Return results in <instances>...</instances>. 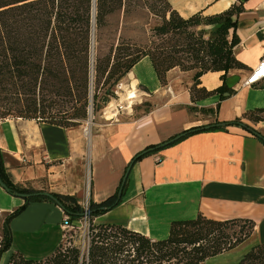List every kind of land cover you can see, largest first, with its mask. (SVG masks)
<instances>
[{
  "label": "crops",
  "instance_id": "obj_1",
  "mask_svg": "<svg viewBox=\"0 0 264 264\" xmlns=\"http://www.w3.org/2000/svg\"><path fill=\"white\" fill-rule=\"evenodd\" d=\"M240 2L243 11L237 16L239 43L234 55L245 69L228 72L225 85L231 95L192 102V72L171 70L162 86L149 59L143 58L125 77L129 80L132 75L130 80L141 90V102L149 106L141 114L96 124L85 135L80 128L33 120L0 122V155L11 183L72 197L80 206L86 201L99 204L118 191L136 154L191 128L238 119L264 138V81L242 86L264 53V0H169L183 18L199 11L218 14ZM219 77V73L203 75L197 89L213 91L222 84ZM250 115L261 120L254 122ZM120 201L93 218V225L121 226L161 240L173 221L198 215L215 221L247 219L254 223L247 239L253 241L251 247L264 244V145L251 132L235 126L188 136L133 164ZM22 204L23 199L0 188V234L4 217ZM63 216L55 204L31 202L9 224L11 245L1 264H7L12 253L30 261L52 255L63 241ZM233 251L207 262L225 264L227 258L230 264Z\"/></svg>",
  "mask_w": 264,
  "mask_h": 264
},
{
  "label": "trees",
  "instance_id": "obj_2",
  "mask_svg": "<svg viewBox=\"0 0 264 264\" xmlns=\"http://www.w3.org/2000/svg\"><path fill=\"white\" fill-rule=\"evenodd\" d=\"M126 3L147 9L160 21L150 29L144 44L122 40L109 55L95 60L94 87L105 90L104 104L114 97L115 87L143 58L149 59L162 86L166 85V75L171 70L192 72V102L214 95L223 100L224 94H232L225 85L228 72L245 69L234 55L239 43L235 31L237 16L243 11L242 2L218 14L204 15L199 11L183 18L171 8L169 0H96L95 27L101 28L105 17ZM91 21L92 0H0V122L19 118L68 129L86 119L91 83ZM207 73L220 74L222 84L213 91L197 89L199 79ZM92 99L95 106L98 100L95 91ZM249 119L261 120L251 115ZM228 126L251 132L238 119L208 128H191L179 134L182 136L176 142L161 147L173 137L146 147L131 161L144 151L152 150L140 155L133 164L188 136L224 132ZM259 140L264 145V139ZM0 180L9 195L47 193L13 185L4 171L1 155ZM49 194L71 224L82 217V206L74 198ZM37 201L55 204L44 196L32 197L4 217L0 259L11 245V220ZM120 203L117 192L99 204L88 203L90 223L84 249L71 246L63 251L60 245L40 261L25 260L12 253L7 264H205L236 249L254 229V223L247 219L215 221L198 215L191 220L173 221L166 238L152 240L121 226L93 225V218ZM238 264H264V244L251 247Z\"/></svg>",
  "mask_w": 264,
  "mask_h": 264
},
{
  "label": "rangeland",
  "instance_id": "obj_3",
  "mask_svg": "<svg viewBox=\"0 0 264 264\" xmlns=\"http://www.w3.org/2000/svg\"><path fill=\"white\" fill-rule=\"evenodd\" d=\"M159 21L160 19L158 17L153 16L150 12H148L147 9L138 7L136 4L126 3L121 9H117L114 13L107 15L105 17L103 26L98 29L95 27L94 29L93 65L96 59H101L109 55L111 50L114 49L116 45L122 40L129 41L134 44H144L147 41L148 37L150 36V29L155 24L159 23ZM91 75H92V79L89 86V100L90 97H93L94 91L98 95V100L95 106L93 104V99L92 101L90 100L88 102L86 119L80 121V124L78 126L72 127V128H80L82 130L83 135H85L86 130L91 131L92 129H94L96 124L108 123L104 119V117L111 115L110 113L103 116L105 114L104 109L106 107V104L103 103L102 99L107 98V96H104L105 90L103 88L99 89L100 86H98L99 88L95 89L94 73L93 72L91 73V68H90V77ZM130 84L131 86L135 87L139 92L141 91L138 86H135V83H133L132 80L130 79L128 80L124 78L115 87L114 97L110 98L108 103H111L113 101L115 102L119 101L124 103L125 93L122 87L125 85L129 86ZM89 106H90V116L88 114ZM148 109L149 106H147V104H144L143 102H139L132 107V112L128 113V116L141 114L142 112L147 111ZM122 116L123 117L127 116V112H122L116 115L118 120ZM71 236H72L71 246H80V244L82 243L81 234L76 233ZM241 245H239L234 250H237ZM248 250H246L245 252H247ZM228 262L229 260L226 258V260L223 263L228 264ZM214 264H222V263L221 261L220 262L217 261Z\"/></svg>",
  "mask_w": 264,
  "mask_h": 264
},
{
  "label": "built area",
  "instance_id": "obj_4",
  "mask_svg": "<svg viewBox=\"0 0 264 264\" xmlns=\"http://www.w3.org/2000/svg\"><path fill=\"white\" fill-rule=\"evenodd\" d=\"M264 81V53L263 55L259 58L258 64L256 68L252 69V71L249 73L248 77L243 81L242 86L243 87H252L254 85L259 84L260 82ZM129 90L132 91L134 89V92L136 95H138L137 98H129V96L125 93V98L126 100L124 103L122 102H111V103H106V107L104 109L105 115L108 112L107 109H110V117L107 119V117H104L106 121L110 120H116L117 117L116 115L122 112H127L128 114V109L132 112V107L141 102V92H139L135 87L132 88L131 84L128 86ZM130 113V112H129ZM114 114V116H113ZM88 201L83 203L82 209H83V215L82 217L75 223L69 222L68 218L66 216H63L61 226L64 231V237L63 241L61 243L62 245V250L65 251L66 249H69L71 247V238L73 234L80 233L82 236V243L80 244L81 248H85V235L88 232L89 228V223H90V218L88 215Z\"/></svg>",
  "mask_w": 264,
  "mask_h": 264
},
{
  "label": "water",
  "instance_id": "obj_5",
  "mask_svg": "<svg viewBox=\"0 0 264 264\" xmlns=\"http://www.w3.org/2000/svg\"><path fill=\"white\" fill-rule=\"evenodd\" d=\"M95 2L96 0H92V21H91V34H90V67H91V73H92V69H93V37H94V29H95ZM92 79V75L90 77ZM224 96H228V94H224ZM90 100H92V97H90ZM91 106V105H90ZM90 106H89V116H90ZM208 128V127H206ZM251 133L253 135H255L256 137L258 138H263L261 137L258 133H256L255 131L253 130H250ZM182 135H178L176 137H174L173 139H171L170 141L164 143L161 145V147H164L170 143H173L175 142L176 140H178L179 138H181ZM264 139V138H263ZM149 151H152V150H148V151H144L142 152L140 155H143V154H146L147 152ZM136 156L129 164L128 166L126 167L125 171H124V174H123V177L121 179V182H120V186H119V189L117 191V199L119 200L121 198V194H122V190H123V187L127 181V178H128V175H129V172L132 168V165L134 163V161L140 156ZM0 188L3 189L7 194H9V190L5 187V185L1 182L0 180ZM12 196L14 197H18V198H21L23 200H27L29 198H32V197H36V196H44L46 198H49L53 203H55L56 205H59V203L57 202L56 199H54L49 193H34V194H12Z\"/></svg>",
  "mask_w": 264,
  "mask_h": 264
},
{
  "label": "bare ground",
  "instance_id": "obj_6",
  "mask_svg": "<svg viewBox=\"0 0 264 264\" xmlns=\"http://www.w3.org/2000/svg\"><path fill=\"white\" fill-rule=\"evenodd\" d=\"M129 79H133L132 75L129 74ZM134 80V79H133ZM134 83V81H132ZM123 91L126 92V94L129 96V98H137L138 95L135 94L134 89L129 90L128 86H123ZM133 88V86H132ZM124 96V95H123ZM126 100V98L124 99V101ZM107 113L106 114H110V109H107ZM131 112L128 109V113ZM114 116V114H113ZM110 116H107V119H109ZM253 244L252 240H248L246 241L244 244H242L237 250H234L231 254H229V258L232 261L230 264H238V261L240 260V257L245 253L246 250H248L251 245ZM206 264H212V263H206Z\"/></svg>",
  "mask_w": 264,
  "mask_h": 264
}]
</instances>
